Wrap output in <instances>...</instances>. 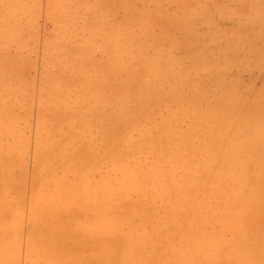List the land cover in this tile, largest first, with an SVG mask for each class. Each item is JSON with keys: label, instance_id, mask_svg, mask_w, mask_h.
I'll list each match as a JSON object with an SVG mask.
<instances>
[{"label": "rangeland", "instance_id": "374dc122", "mask_svg": "<svg viewBox=\"0 0 264 264\" xmlns=\"http://www.w3.org/2000/svg\"><path fill=\"white\" fill-rule=\"evenodd\" d=\"M256 144L264 0H0V264H264Z\"/></svg>", "mask_w": 264, "mask_h": 264}, {"label": "bare ground", "instance_id": "6f19581e", "mask_svg": "<svg viewBox=\"0 0 264 264\" xmlns=\"http://www.w3.org/2000/svg\"><path fill=\"white\" fill-rule=\"evenodd\" d=\"M193 30V29H192ZM260 30V29H259ZM262 30V29H261ZM260 32V31H259ZM262 55V54H261ZM119 99V98H118ZM127 99V98H126ZM120 100V99H119ZM130 104V103H129ZM127 105V104H126ZM136 111V110H135ZM114 112V111H113ZM116 117H119V115L118 116H116ZM121 118V117H120ZM118 120H119V118H118ZM121 122H122V120H121ZM122 123H124V122H122ZM261 128H263V126L261 127ZM252 148H253V150L250 152V148H247L248 150H246V154H248L249 156H250V158L249 159H255L256 157H258V156H261V154H260V152H261V150H262V152L264 153V146H263V148L260 146V145H258V144H256V145H253L252 146ZM251 148V149H252ZM256 149L257 150H259L260 152L259 153H257L256 152ZM255 155V156H254ZM264 156V155H263ZM264 160V159H263ZM256 161V160H255ZM263 162V161H262ZM252 164H254V163H252ZM254 167V166H253ZM245 176V175H244ZM251 178V177H250ZM249 180V178L247 177V180L246 181H248ZM255 180V179H254ZM248 182H250V181H248ZM254 183V182H253ZM245 184V183H244ZM244 184L242 183L241 185L242 186H244ZM252 185V184H251ZM248 186H249V184H248ZM244 193V192H243ZM250 196V195H249ZM248 196V197H249ZM252 197V196H251ZM249 199V198H248ZM252 199V198H251ZM245 200L246 199H244V201H243V203L245 202ZM253 200V199H252ZM251 202V201H250ZM239 203V202H238ZM236 204V203H235ZM243 206H245V205H243ZM236 207H239L238 205L236 206ZM235 213V212H234ZM256 213V212H255ZM243 221H245V220H243ZM242 222V221H241ZM240 222V223H241ZM244 223V222H243ZM249 224V223H248ZM59 225L57 226V228H56V231H59ZM237 231V230H236ZM264 236V235H263ZM245 240V239H244ZM43 241H46V243H47V245L49 246V247H54V246H58V245H61V244H64V243H66V242H68L67 240H65L64 238H59V239H56V240H52L51 238L50 239H46V238H44V240ZM208 241V240H207ZM30 243H35V240L34 239H31L30 240ZM213 244V243H212ZM212 244H210V245H212ZM68 248V247H67ZM230 248V247H229ZM228 248V249H229ZM51 251V250H50ZM60 252V251H59ZM71 252H73L72 250H71ZM70 252V249H68V250H65V251H63L62 253H65V255H66V257H67V259H68V264H82V259H80V258H73L72 256V253ZM215 255V260H214V264L217 262V256H218V252L216 253V254H214ZM142 257H146L144 254L142 255ZM234 259H236V258H234ZM238 259H239V257H238ZM241 259V258H240ZM232 260V259H231ZM240 261V263L241 264H247L246 263V261L243 259H241V260H239ZM63 264H67V263H63ZM83 264H85V263H83Z\"/></svg>", "mask_w": 264, "mask_h": 264}]
</instances>
